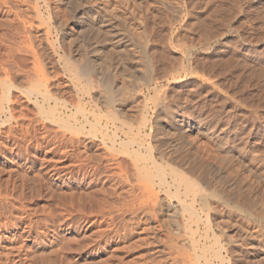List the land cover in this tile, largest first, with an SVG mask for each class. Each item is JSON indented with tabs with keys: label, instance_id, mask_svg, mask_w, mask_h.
I'll return each instance as SVG.
<instances>
[{
	"label": "bare ground",
	"instance_id": "1",
	"mask_svg": "<svg viewBox=\"0 0 264 264\" xmlns=\"http://www.w3.org/2000/svg\"><path fill=\"white\" fill-rule=\"evenodd\" d=\"M53 1L0 0V151L11 148L4 147L2 140L13 142L9 154L31 174L35 161L29 157L33 148L26 145L28 141H35L37 149L47 143L57 145L53 153H71V161L78 162L76 174L82 172V163L86 176L98 178L93 180L101 187L100 200L95 197L102 206L100 214H108L112 223L114 214H131L134 223L124 224L121 234L126 239L140 229L149 231L151 242L143 238L136 244H149L159 262L165 254L159 245L163 234L172 252L167 254L177 264H250L251 257L234 255L224 240L228 246L243 242L244 248L251 245L264 254V146L258 150L252 142L235 150L230 137L209 129L208 118L192 117L195 114L181 106L182 96L170 92L171 85L181 80L206 78L201 56L211 44L201 26V0H55L59 7ZM117 3L124 4L130 16L121 13ZM158 10L172 31L168 40L162 23L150 22L157 19ZM126 19L132 23L128 25ZM191 21L197 23L196 34ZM178 25V30L195 38L174 31ZM213 37L210 40L216 42ZM28 106L33 111H27ZM204 134L222 139V151L233 152L232 160L248 166L245 171L241 168L244 176L239 177L241 165L235 160L227 161L235 176L218 166L219 159L227 158H217L209 145H203ZM90 139L105 145L107 167L101 157L89 153ZM27 179L36 183L41 175ZM75 196L80 205L86 199L84 194ZM178 218L183 219L181 224ZM238 221L246 223L242 227ZM45 228L48 235L49 227ZM44 235L38 233L40 238ZM145 256L141 264L158 263Z\"/></svg>",
	"mask_w": 264,
	"mask_h": 264
},
{
	"label": "rangeland",
	"instance_id": "2",
	"mask_svg": "<svg viewBox=\"0 0 264 264\" xmlns=\"http://www.w3.org/2000/svg\"><path fill=\"white\" fill-rule=\"evenodd\" d=\"M54 1L53 3L55 4L53 5L59 7L58 4H56V2ZM201 2V26L204 25L202 26V28L208 36L207 37L205 35V37L209 39L207 40L208 44H211L209 46L210 49L208 51H205L201 56V58L203 57L201 61H204L203 63L205 64L204 73L206 78H192L190 79L191 81L189 79L181 80L177 83L178 85H171L172 88L170 86V88L172 89V91L170 92H173L172 94H175V96H177L178 94L182 96L183 101L181 102V106L185 108L187 113H194L195 115H193L192 117H194L195 119L197 118V120L198 118L203 120L205 118H208L206 120H209V129L215 130L216 133L218 132L217 134L220 137H230L231 142L234 143V148L237 147L235 148V150L239 151L247 147V144L249 146V143L251 145L255 143L253 144V146L256 145L257 149L262 145V148H260L263 150L264 0H201ZM117 6L119 7V11L121 13L126 12L128 13V16H130L129 10L124 9L126 8L124 4L122 5V3H117ZM60 11L63 12L64 8H61ZM161 14L162 12L160 10L156 11L157 19L159 18V15L163 16V18L160 17L161 19L158 20L152 19L153 21L150 18V22L151 24L154 21L162 23L164 38L169 39L172 31L170 30V25L167 22H163V19L167 21L165 14ZM125 21L126 23L128 22V25L132 23L131 20L128 21L126 19ZM191 23H193V21H191ZM193 24L194 25L191 24L193 28H190L191 30L193 29L192 33L196 34L195 29L197 23H195L194 21ZM191 25L189 23L188 26ZM70 27H72V25ZM178 27L179 25L176 26V28L173 30L181 32L182 30H178ZM182 32L184 33V35H188L187 39H192L196 36L192 33L190 34L187 32L185 33L184 31ZM183 33H181V35ZM184 35L182 36V38L184 37ZM210 37L211 39L212 37L213 39H217V41H211ZM210 41L213 43H211ZM168 55H170V53ZM173 58L175 59V57ZM179 58L180 57H178V59ZM167 88L170 90L169 87ZM125 96L127 97V95ZM183 96L186 97L184 98ZM186 99L188 101H186ZM131 101L130 99L128 100L129 104L132 103ZM26 109L29 112L33 111L32 106H28ZM251 110L253 111V113ZM4 137L7 138L6 135ZM39 138L42 139L41 137ZM3 141L5 142V140H2L1 142ZM4 142V147L7 145L6 148H9L10 146L11 148H13V142L12 144L8 141H6L5 143ZM34 142L28 141L26 145L33 148L30 153L31 156L29 157L35 161L34 173L41 175V180L34 181L36 183L38 182L37 185L36 183L27 182V177L29 179H32L34 173L31 174L32 172L22 168L19 162H16L17 159H15L8 152L11 148L6 149L7 151L5 153L0 151V194L3 193L0 196V264H136L138 262L142 263V261H144V259L142 258V256L144 255L148 256L147 259V256L144 257L147 261L149 260V258L150 260L157 258V255L153 254L154 250L149 244H147V246L144 243L146 247L144 245L142 247L140 246L141 248L138 244H136L140 239H145V241L149 239V242H151L149 231L147 232V230H143L142 232V229H140L137 233H135V235H133V237H129L131 239H125L123 237L122 230L125 226H127L126 223H134V221L132 220L134 219V217L131 214H126L125 216H122L121 213L114 214L113 217L115 218V221L113 223L111 222V218L108 214H100L102 210L100 207L102 206H100L101 203L97 200L99 202L98 205L96 198L99 197L98 199L100 200V196H98L97 194H99L101 187L99 185V182H97L98 178H96V176H93L92 178L88 177V175H85L87 167L82 166L81 163L79 166L82 167L81 173L84 174L82 175L80 173V175H78L76 174V167H78V162L76 160H74L73 162L71 161V153L66 154L67 156L63 151H55V153H53V149L57 148V145L48 147L47 143H44L39 149H37L35 146L36 143ZM86 142H89V150L91 149L89 153L92 155L94 153L96 157H101L103 159L102 163L105 165L107 162L104 161L103 155H106L108 151H106V147L101 142V140L99 139V141H97V139H90ZM202 143L203 145L205 144V146L209 145L211 148L209 146L208 147L211 149V151H213L217 158H227L224 159L225 162L221 158L217 163L219 167H223L224 172L228 171L231 176H235L237 174H235L236 171H233V168L231 169V165L229 164L236 159L235 158L232 160L231 154L233 155L234 153H226L227 157L225 156V152L222 151V149H224V147L222 146L224 145L222 139H210L205 135L202 138ZM219 145L222 148H220ZM260 148L258 150H261ZM81 151H84L83 148L81 149ZM228 158L229 163L227 162ZM230 159L232 160L231 162ZM238 161L241 162L240 160ZM238 161L235 160V164L238 165ZM75 162L77 165L75 164ZM108 165H105V167H107ZM239 165L241 166L238 168L240 171H238V174L240 173L239 177L241 178L243 175V173L241 172V168L243 167V170L245 171L248 166L246 165L244 167L240 163ZM18 166L19 169L17 168ZM56 167L60 169L58 170ZM61 167H65L66 169H63V171ZM22 169H24V171ZM83 170H85V172H83ZM21 172L23 174L25 172L24 175L28 176L22 178V176L24 175H22ZM70 172L71 174H69ZM59 174L61 179H58L59 177H57L59 176ZM103 176L104 174L102 173L100 174L99 178ZM16 177L22 178V182H20L21 180L16 181L15 179H20ZM25 178L27 181L24 180ZM93 179L97 181L94 182ZM18 182H20L19 185L17 184ZM23 182H27V185L30 183V186H33L32 184H34L35 187L33 186V188L35 190L32 187L27 186L26 184L21 185V183ZM14 187L17 189H15ZM37 188L41 189L40 192L38 191L39 189L37 190ZM123 190L126 193V191H128V188L126 186H123L122 191ZM17 192H19L21 195ZM14 193L16 194L14 195ZM78 194H84V197L86 199L87 196L85 195L91 194V196L94 197L90 198H92V200L94 201V198L96 197V202L94 201L93 204V201L88 198L87 202L85 201L86 199H84L82 202L83 204H77L75 195ZM13 196L15 198H13ZM70 198L75 204L72 201L70 204ZM17 200H19L21 204H17ZM12 201H14V203ZM171 201L176 204L175 199ZM76 204L82 207H79L80 211L79 209H77L78 207ZM23 207L26 209H24ZM182 220H179V218L177 219L180 224L183 222ZM242 221L238 222L239 224L242 223L243 227L245 225L244 223L246 222ZM42 223L43 225H40ZM165 223L168 229L170 223L167 222V220ZM37 224L39 225L37 226ZM124 224L126 225L124 226ZM44 226L47 228L49 227L50 229H48V235H44L43 233L47 231ZM245 227L247 228V224ZM102 232H104L105 235L100 238ZM38 233L44 236L40 238L38 237ZM165 235H167V233ZM161 239L167 241L165 240L164 234L161 236ZM134 240L135 242H133ZM164 241L159 244L161 245L160 248H164L163 250H165V254L163 253L164 255L162 254L163 257L161 258V261L163 262H159V258H157L158 260L156 259L155 261L160 264H177V262L172 263V257H169L170 253L172 252L167 250L168 248H166V246L168 245V243L166 245ZM223 242V245L230 249L234 255L240 256L241 258L242 256H247L246 259H248V257H251L250 264H264V254L255 251V248H253L251 245L248 247L245 246L246 248H244L243 242H241V244L239 243L240 246L239 244L228 246L226 240H224ZM242 249L244 250L242 251ZM237 251L239 254L237 253ZM167 252H169V256ZM185 252L187 254L190 253L189 255L191 257H193L192 255H194L193 252L190 250L188 251L187 248ZM140 258L142 259V261Z\"/></svg>",
	"mask_w": 264,
	"mask_h": 264
}]
</instances>
